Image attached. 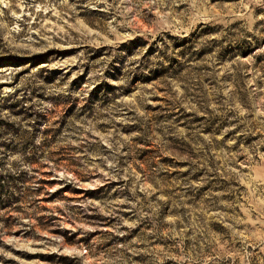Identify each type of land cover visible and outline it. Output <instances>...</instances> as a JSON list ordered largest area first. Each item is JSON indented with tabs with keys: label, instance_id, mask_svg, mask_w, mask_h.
<instances>
[{
	"label": "rangeland",
	"instance_id": "374dc122",
	"mask_svg": "<svg viewBox=\"0 0 264 264\" xmlns=\"http://www.w3.org/2000/svg\"><path fill=\"white\" fill-rule=\"evenodd\" d=\"M0 264H264V0H0Z\"/></svg>",
	"mask_w": 264,
	"mask_h": 264
}]
</instances>
